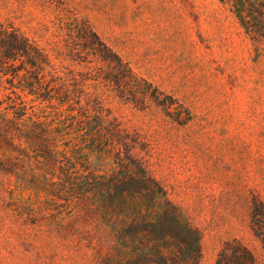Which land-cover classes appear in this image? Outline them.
Returning a JSON list of instances; mask_svg holds the SVG:
<instances>
[{
    "label": "rangeland",
    "instance_id": "obj_1",
    "mask_svg": "<svg viewBox=\"0 0 264 264\" xmlns=\"http://www.w3.org/2000/svg\"><path fill=\"white\" fill-rule=\"evenodd\" d=\"M0 22L48 54L40 92L59 69L81 94L0 71V264H264V47L225 0H0Z\"/></svg>",
    "mask_w": 264,
    "mask_h": 264
},
{
    "label": "trees",
    "instance_id": "obj_2",
    "mask_svg": "<svg viewBox=\"0 0 264 264\" xmlns=\"http://www.w3.org/2000/svg\"><path fill=\"white\" fill-rule=\"evenodd\" d=\"M225 3L229 4L232 12L236 15L241 26L244 28V32L252 42L256 44L257 51H259L260 47H264V0H225ZM78 25L77 23L76 28L69 27L68 35L70 38L82 37V39L87 42V47L85 49L93 54H98L104 48L106 52L108 51L110 55L112 54L116 58L118 71H131L128 64L118 55L113 54L111 49L102 42L95 32L91 30L87 31L86 28ZM83 30H85L86 33L92 32L94 38L86 37L85 34H83ZM69 50L73 51L74 49L69 48ZM110 55L108 56L106 54L105 58L111 57ZM17 61H20L18 66L15 65ZM48 63V54L45 53L42 48L35 45L31 39L20 32L19 29L0 22V66H2L0 71L4 76L10 74L9 72L11 71L12 75L15 77L18 76L22 70L26 71L24 73H27L31 71L28 69L29 67L34 68L32 70L34 72V74H32L33 76L22 82V85L19 86L24 87L22 88L23 90L28 89V93L35 94L45 99L58 97L60 101H69L79 98L81 94H77V88L75 86L77 84L68 82L69 79L70 81L71 79L77 82L79 81V79L75 77L76 73H72L69 77V74L59 69L54 70L56 74L52 75V78L59 79L60 84H58V86H61L58 88L57 86H49L45 89V92H40V87H42V71ZM62 72L67 76L62 75ZM53 91H55L56 94H53ZM76 102L79 103L80 100ZM86 106H90L88 101ZM8 119L6 115L0 112V129L5 128ZM51 152H56V150L53 148ZM251 228L257 237L264 239V201L258 197H253L252 199ZM248 252L252 255L250 251ZM220 254L223 256L225 255V246ZM217 264L221 263L218 261Z\"/></svg>",
    "mask_w": 264,
    "mask_h": 264
}]
</instances>
